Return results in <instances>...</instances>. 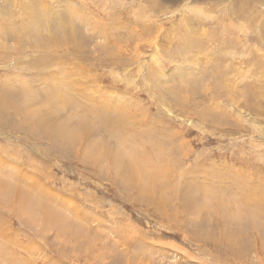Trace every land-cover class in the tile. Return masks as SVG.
Segmentation results:
<instances>
[{
    "label": "rangeland",
    "instance_id": "1",
    "mask_svg": "<svg viewBox=\"0 0 264 264\" xmlns=\"http://www.w3.org/2000/svg\"><path fill=\"white\" fill-rule=\"evenodd\" d=\"M263 27L264 0H0V264H264Z\"/></svg>",
    "mask_w": 264,
    "mask_h": 264
},
{
    "label": "bare ground",
    "instance_id": "2",
    "mask_svg": "<svg viewBox=\"0 0 264 264\" xmlns=\"http://www.w3.org/2000/svg\"><path fill=\"white\" fill-rule=\"evenodd\" d=\"M263 29H264V27H263ZM13 168V167H12ZM23 169V168H22ZM18 178V177H17ZM250 194V196L252 197V198H254V202L257 200V202L256 203H258V200H263L264 199V195H261V194H255L254 192H251V193H249ZM242 196V195H241ZM247 196H248V194H247ZM250 197V198H251ZM257 198V199H256ZM239 200V199H238ZM249 200H251V199H247V198H245V197H241V199L239 200L240 201V203L239 204H241V202H244V203H247V202H249ZM259 205H260V207H262V205H264V201H261V202H259L258 203ZM262 208H264V207H262ZM254 211V210H253ZM259 211H260V214L261 215H264V210H262V209H259ZM259 213L257 212V215H258ZM255 217H257V216H255ZM256 219V218H255ZM27 221H29V220H27ZM22 224V223H21ZM128 226H129V224H127ZM129 228V227H128ZM131 228V227H130ZM241 230H243V229H241ZM243 232V231H242ZM127 236V235H126Z\"/></svg>",
    "mask_w": 264,
    "mask_h": 264
}]
</instances>
